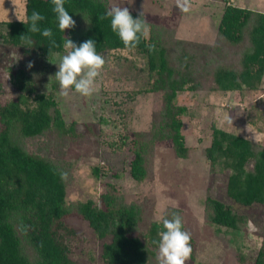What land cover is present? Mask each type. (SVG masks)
I'll list each match as a JSON object with an SVG mask.
<instances>
[{"label":"trees","instance_id":"obj_1","mask_svg":"<svg viewBox=\"0 0 264 264\" xmlns=\"http://www.w3.org/2000/svg\"><path fill=\"white\" fill-rule=\"evenodd\" d=\"M65 8L76 26L62 33L51 0H24L23 20L0 22L5 29L2 40L20 47L26 55L36 52L46 58L64 50V36L77 46L94 40L98 54L106 50L129 51L111 30L110 18L99 19L110 9L108 0H65ZM34 10L45 16L39 26L52 29L59 47L50 50L48 38L28 32L29 24L22 21ZM130 13L140 18L141 13ZM141 19L146 21L144 14ZM148 25L149 38L142 39L132 51L144 61L142 70L146 76L145 85L136 93L159 92L161 107L153 113L149 130L133 132L129 140L132 158L128 174L134 181L149 177L147 156L156 141L169 140L175 157H187L181 133L185 106L177 104L175 98L179 92L198 88L194 74L201 72V57L193 49L224 43L240 48L237 68L213 67L211 90H255L264 73L262 12L226 2L210 44L178 38L174 28ZM25 35L34 41L31 48L24 46ZM149 45H155L156 50L149 51ZM12 84L15 96L0 102V264H77L62 241L63 234H73L64 222L72 212L87 222L96 237H108L109 241L101 246V258L106 264H151L158 248L153 241H159L162 224L152 220L143 232H136L141 220L139 205L124 202L111 184L99 194L97 202L86 199L67 203L65 180L59 175L66 169L52 159L26 151L21 141L48 131L71 134L73 122L65 123L54 97L37 92L23 70L13 73ZM203 155L210 164L217 163L228 172L225 191L229 198L246 206L260 205L264 211V146H254L247 138L212 127ZM93 174L97 175L96 168ZM173 213L181 216L179 209L167 207L161 217L170 219ZM203 214L217 232L238 229L240 216L216 198L203 199ZM190 243L193 252L192 238ZM190 259L193 261V253ZM253 264H264V231Z\"/></svg>","mask_w":264,"mask_h":264},{"label":"rangeland","instance_id":"obj_2","mask_svg":"<svg viewBox=\"0 0 264 264\" xmlns=\"http://www.w3.org/2000/svg\"><path fill=\"white\" fill-rule=\"evenodd\" d=\"M226 2L264 13V0H194L188 13L175 9L182 14V20L174 36L211 40ZM108 3L110 8L142 11L147 13L148 23L174 28L172 18L155 15L159 0H108ZM23 19L24 0H0V22ZM4 30L0 23V102L15 96L12 75L20 69L31 78L37 92L54 97L65 123L73 122L71 134L48 131L21 141L26 151L52 159L66 169L67 203L86 199L97 202L99 194L111 184L124 202L139 205L141 220L136 232H143L148 222L156 221L175 202L174 208L180 210L183 219V230L193 240L194 259L186 264H253L263 236L264 211L260 205L246 206L229 198L225 191L228 172L217 163L210 164L203 155L212 127L247 138L254 146H264V73L255 90L210 89L214 66L237 68L239 47L224 43L193 49L201 57V72L194 74L198 88L179 92L175 98L177 104L185 106L181 133L188 148L187 157H175L169 140L156 141L147 156L149 177L134 181L128 174L132 158L129 140L133 132L149 130L153 113L161 107L159 92L136 93L145 85L144 61L132 51H102L99 54L106 63L96 80L95 93L83 97L73 92L64 98L55 73L66 50L49 58L36 52L26 55L20 47L2 40ZM94 168L97 175L93 174ZM206 196L218 199L240 216L237 230L215 231L216 227L203 214ZM64 222L73 229V234H63L62 240L68 246L69 257L77 264H106L101 258V246L109 241L108 237H96L87 222L73 212ZM157 256L158 248L151 264H158Z\"/></svg>","mask_w":264,"mask_h":264},{"label":"clouds","instance_id":"obj_3","mask_svg":"<svg viewBox=\"0 0 264 264\" xmlns=\"http://www.w3.org/2000/svg\"><path fill=\"white\" fill-rule=\"evenodd\" d=\"M52 11L56 15L59 30L64 33L66 29H73L76 26L75 20L69 15L65 8V0H51ZM176 6L183 13H188L191 8L190 0H176ZM140 18H133L127 7L113 6L100 20L110 18L111 30L117 34L124 47L129 51H134L141 40H147L150 36V26ZM46 18L38 11H33L30 17H26L23 23L29 24L28 32L40 33L48 38L51 47H59L53 39L51 28L41 29L40 22ZM24 46L31 48L34 41L29 36H23ZM64 49L66 54L60 59L58 71L55 77L59 82L60 95L68 98L75 92L83 97H91L96 91V80L100 76L106 60L103 55L96 51V43L92 39L77 46L71 39L64 36ZM155 45H149V51H155ZM32 67L31 63L28 65ZM264 99V98H262ZM229 123L232 120L229 118ZM60 179L66 180L67 173L61 171ZM175 207V202H172ZM156 223L162 224L163 230L158 232V264H186L192 253L191 234L183 230V219L178 213H173L169 219L167 217H157ZM26 231V230H25Z\"/></svg>","mask_w":264,"mask_h":264},{"label":"crops","instance_id":"obj_4","mask_svg":"<svg viewBox=\"0 0 264 264\" xmlns=\"http://www.w3.org/2000/svg\"><path fill=\"white\" fill-rule=\"evenodd\" d=\"M190 2H191V4H193L194 0H190ZM157 5H158V10L155 12V15H157V16L164 15V16H167L168 18H172V20H173L172 24H173V27L175 29V34L177 35V28L179 26L180 21L182 20V14L180 12L175 11V9L178 8L176 6V0H159V3H157ZM135 7H139V6L137 5ZM131 12H137V11L133 10ZM138 13H143L144 15L145 14L147 15V13H144L142 11L138 12ZM215 32H216V30H215ZM215 32H214L211 40H207V41L194 40V41L203 42V43L213 41V39L215 37ZM178 38H180V37H178ZM181 38L187 39V40H192V39H189L186 37H181Z\"/></svg>","mask_w":264,"mask_h":264}]
</instances>
